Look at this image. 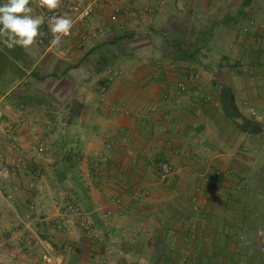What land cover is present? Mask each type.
I'll return each instance as SVG.
<instances>
[{
  "label": "crops",
  "instance_id": "obj_1",
  "mask_svg": "<svg viewBox=\"0 0 264 264\" xmlns=\"http://www.w3.org/2000/svg\"><path fill=\"white\" fill-rule=\"evenodd\" d=\"M87 1L95 3L94 13L59 50L52 45L39 54L38 37L28 50L11 51L22 71L17 84L38 80L31 72L54 75L71 84L66 96L76 106L45 119L37 108L10 112L9 89L0 93V109L8 112L1 129L16 121L23 147L47 132L44 142L62 152L48 175L25 169L36 186L26 194L42 217L25 223L33 238L6 223L3 256L12 264H264V0L242 1L256 10L250 19L257 24L245 19L244 26L253 46L242 49L240 72L227 70L223 79L214 76L216 64L175 59L159 33L172 29L182 39L203 13L232 19L225 15L230 9L215 10L226 0ZM179 66L203 76L191 81ZM180 84L196 85L200 94ZM222 85L242 115L263 124L261 132L225 114ZM1 157L19 164L23 155L6 147ZM163 159L175 170L166 178L158 166ZM62 197L86 218L61 206Z\"/></svg>",
  "mask_w": 264,
  "mask_h": 264
},
{
  "label": "rangeland",
  "instance_id": "obj_2",
  "mask_svg": "<svg viewBox=\"0 0 264 264\" xmlns=\"http://www.w3.org/2000/svg\"><path fill=\"white\" fill-rule=\"evenodd\" d=\"M242 1L243 0H234L230 2L226 0V3H224L225 5L221 2L215 5V10L217 12H225L227 8L230 9L231 11L225 15L232 14V19L228 20L226 17L225 19L210 18L206 17L205 13H203L196 21H190L194 22V26L188 25V32L186 31L187 35L182 36V39H178L175 32H172V29L166 32L162 30L159 36H162L163 40L169 43L170 52L175 59H182L184 62H200L206 64L205 66L209 63L216 64V69H212L211 66L209 68L214 71V76L220 79L224 78V73H226L227 70H229L228 73L240 72V67L243 65L240 58L241 51L244 47L253 46L252 43L249 45L247 41L249 39V33L244 30L246 23L245 19H250L252 16L251 14L254 13L255 16L256 13V10L249 12V9L246 8L247 6H244ZM149 10H152L153 14L159 13V9L154 6H151ZM243 12H248L249 14L246 15L243 14ZM200 13L202 12L200 11ZM233 13H235V15ZM222 21H224V23ZM223 25L227 26L228 29L223 27ZM173 26L176 27L177 25L174 23ZM40 31L39 54H42L48 46H52L53 44L51 43L49 30L45 27H41ZM58 47L59 45L52 46L55 50H59ZM179 68L181 69L178 74L181 73L180 75L182 77L190 80L194 79L191 81H196L197 76H203L202 72L196 67L179 66ZM44 69L48 71L45 67H40V70ZM8 70L6 75L13 79L15 73L11 68ZM89 82H91L89 86H94L96 84L95 82L93 83V79L89 80ZM7 83H9V79L7 78L6 81L3 76L0 80V87L6 89L5 84ZM71 87L69 83L67 84L63 81L55 80L54 75H49L46 80L29 81L27 84H23L20 90L11 93V96L9 95V97H11L10 104L13 107V110L9 109V111L16 113L18 108L22 106L25 108H37L41 109L42 113H44L45 119L54 120V117L49 116V113L53 112L54 109L59 110V108L76 106L75 99H70L66 96ZM197 89L200 90L198 86L191 85L186 87L185 91H192V93H194L193 91ZM48 95H51L50 98ZM193 95L195 96V94ZM7 113L0 109V123L4 121V117H8ZM5 122L6 123L2 125V129L0 128V164L7 163L2 161L1 157L2 149L6 147H9L12 156L19 157L21 154L23 157L20 159L19 164L17 162L15 164L7 163L11 168V177L0 185V237L1 235L7 234L6 232L8 229L4 225L6 223H11L12 228H18L22 230L25 235L28 233L29 237L33 238V232L25 228V223L33 221V218L42 217V214L37 212V209L33 207L31 199H29V196L26 194V188H35L36 186L26 181L27 178H25L24 173L27 171H25V169H28L34 175L39 171L48 175V170H54L53 166L57 161L56 158H60L62 152L59 151L58 148L56 150H53V148L50 149L47 143L44 142L47 140V132L42 133L39 137V141H36V143L31 142L28 147L19 145L18 139L14 138L17 131L16 121L13 120L10 122V120H6ZM8 128H12V134L7 132ZM40 147L44 149L40 151ZM31 180L33 182L35 181L30 178L29 181ZM60 183L63 184V179H60L58 184ZM71 184H73L72 181ZM60 196L63 195L61 194ZM65 200L68 201V203H65ZM62 202L63 204L61 206L66 205L70 211L72 210L78 213L76 210L69 208L70 205H74L70 199L68 200L64 197L63 200H60V203ZM80 210L82 211L81 208ZM57 229L60 230V228ZM24 248L25 247L22 246V249L25 251L30 249L29 247ZM27 254H30V252H27ZM12 262V260L4 257L0 250V264H12Z\"/></svg>",
  "mask_w": 264,
  "mask_h": 264
},
{
  "label": "clouds",
  "instance_id": "obj_3",
  "mask_svg": "<svg viewBox=\"0 0 264 264\" xmlns=\"http://www.w3.org/2000/svg\"><path fill=\"white\" fill-rule=\"evenodd\" d=\"M38 8L52 12L58 9L62 0H3L0 3V38L2 43L13 49L17 46L28 50L41 35V27L45 23L43 14L34 15L32 3ZM73 27L71 18L54 16L48 20V29L51 33L53 45H59L67 37Z\"/></svg>",
  "mask_w": 264,
  "mask_h": 264
},
{
  "label": "built area",
  "instance_id": "obj_4",
  "mask_svg": "<svg viewBox=\"0 0 264 264\" xmlns=\"http://www.w3.org/2000/svg\"><path fill=\"white\" fill-rule=\"evenodd\" d=\"M95 3L92 1H87V0H62V4L61 6L52 11L49 12L47 9H41V14H43L45 16V23L42 27H45L48 29V20L51 17L54 16H65L68 18H71L73 21V27L72 29L85 22L95 11ZM252 25H256L257 24V20L256 19H252L251 21ZM262 23H264V19L262 20ZM71 29V32H72ZM49 30V29H48ZM70 32V34H71ZM70 34L67 37H64L62 40L68 38L70 36ZM49 36L50 39L52 40V36L51 33L49 31ZM194 80V79H191ZM180 87L182 90L186 89V85L185 84H180ZM195 94V96H198L200 94V90H195L193 91ZM209 99V98H206ZM152 110L155 109V107H151ZM7 132H9V134H12V128H8ZM14 138L16 139V137L14 136ZM44 148L40 147L39 150L42 151ZM159 166V170L160 173L162 175V177H169L171 175H173L175 173L174 167L172 166V164L170 162H168L167 160L163 159L159 162L158 164ZM11 177V168L9 166V164L7 163H1L0 164V185H2L4 182H6L9 178ZM117 201H119L117 199ZM69 208L76 210L80 216L82 218H86V214L83 213L80 208L78 206H73L70 205ZM46 260H50L49 255L45 256Z\"/></svg>",
  "mask_w": 264,
  "mask_h": 264
},
{
  "label": "trees",
  "instance_id": "obj_5",
  "mask_svg": "<svg viewBox=\"0 0 264 264\" xmlns=\"http://www.w3.org/2000/svg\"><path fill=\"white\" fill-rule=\"evenodd\" d=\"M2 38H0V44H1ZM12 49H8L6 46H0V80L1 78L8 73V69L11 68L12 71L15 73L13 76V79L9 81V83L5 84L6 89H2L0 87V93H5L9 89V95L11 96V93H14L18 90H20L22 84H27L28 81L16 83L17 79L21 77V69H19L17 65V59H14V55L11 54ZM184 51V50H183ZM31 76L38 79V80H45L49 75H43L38 76L34 75L33 72H31ZM3 82V81H2ZM9 97V96H8ZM11 99V97H9ZM220 98L222 100V106L225 114L233 119L241 120V124H238L239 127H243L246 131L249 132H261L263 128V124L260 122L247 118L244 115H242L238 108L235 105V99L234 95L232 93V90L227 85L221 86V92H220Z\"/></svg>",
  "mask_w": 264,
  "mask_h": 264
}]
</instances>
